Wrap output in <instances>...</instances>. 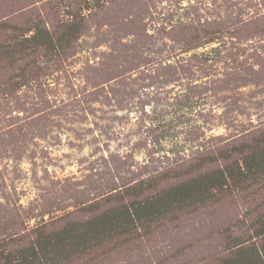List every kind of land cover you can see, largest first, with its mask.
<instances>
[{"label": "rangeland", "instance_id": "1", "mask_svg": "<svg viewBox=\"0 0 264 264\" xmlns=\"http://www.w3.org/2000/svg\"><path fill=\"white\" fill-rule=\"evenodd\" d=\"M255 146L264 0H0V257L214 171L227 184L204 203L60 264H219L259 248L264 173L237 175Z\"/></svg>", "mask_w": 264, "mask_h": 264}, {"label": "trees", "instance_id": "2", "mask_svg": "<svg viewBox=\"0 0 264 264\" xmlns=\"http://www.w3.org/2000/svg\"><path fill=\"white\" fill-rule=\"evenodd\" d=\"M47 32L38 30L28 40L32 45H40L41 38H46ZM250 155L242 160L244 170L239 171L238 182L252 180L264 173V150L252 147ZM233 179L234 172L227 171ZM228 177L224 173L211 172L199 175L183 182L168 191L143 201L134 202L129 206L107 211L98 217L84 223H70L53 235L39 233L35 242L27 248L9 255H1L0 264H60L68 262L74 256L85 252L97 241L128 234L138 225L158 221L176 210L204 203L210 198L211 191L223 188ZM237 181V178L235 179ZM256 236L263 239L257 248L237 247L233 256L219 264H264V215L257 219ZM235 245V244H234Z\"/></svg>", "mask_w": 264, "mask_h": 264}]
</instances>
